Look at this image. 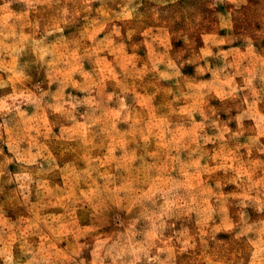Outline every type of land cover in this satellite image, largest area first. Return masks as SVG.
Instances as JSON below:
<instances>
[{"label": "clouds", "instance_id": "1", "mask_svg": "<svg viewBox=\"0 0 264 264\" xmlns=\"http://www.w3.org/2000/svg\"><path fill=\"white\" fill-rule=\"evenodd\" d=\"M13 4L23 10L12 11ZM0 12L6 13L0 17V264H185L197 250L210 256V264H264V175H258L264 162L251 161L253 152L264 154V0H0ZM82 12L87 15L81 17ZM149 13L165 24L190 25L184 38L193 47L198 29L219 28L204 35L197 59L205 63L195 77L184 76V67L193 63L184 52L169 58L170 43L162 60L140 73L142 80L166 63L159 79L174 82L167 89L170 105L184 102L162 120L163 131L173 137L166 142L168 160L163 167L145 163L136 169L117 162L111 171L100 172L89 158L87 168L76 162L61 168L50 144L38 138L75 140V134L64 133L81 127L98 136L95 113L114 98L118 122L128 123L122 115L131 110L126 80L135 76L126 72L123 95L109 94L107 101L91 96V83L79 88L87 98L66 100L73 75L79 71L91 81L92 73L83 70V57L60 52L65 27L81 17L95 29V40L109 25L120 36L126 24L131 39L133 26L145 25ZM116 20L122 25L113 24ZM106 40L113 44L111 36ZM124 47L119 45L121 51ZM70 58L77 69L66 72ZM208 73L212 79L204 81ZM54 83L59 85L55 94L50 91ZM154 100L147 98L150 106ZM221 112L226 120L221 121ZM64 122L73 127L55 137L53 128ZM148 143L145 135L143 145L132 149V160L143 159L136 153H146ZM110 159L116 157L110 153ZM57 172L67 191L60 188ZM229 184L242 190L238 199L224 191ZM53 201L63 211H48ZM221 233L240 249L237 255L217 254L226 243Z\"/></svg>", "mask_w": 264, "mask_h": 264}, {"label": "rangeland", "instance_id": "2", "mask_svg": "<svg viewBox=\"0 0 264 264\" xmlns=\"http://www.w3.org/2000/svg\"><path fill=\"white\" fill-rule=\"evenodd\" d=\"M183 2V0H182ZM99 5H93V8H98ZM23 10V5L13 4L12 11L19 13ZM222 10V9H221ZM6 15L4 12H0V17ZM87 15V13H81V17ZM81 17H77V22L70 26L65 27L64 36L67 40L58 45L60 52L71 54L76 53L77 57H83L80 61L83 64V70L92 73L91 81L86 80L82 72L77 71L73 75V80L69 83V87L65 90V99L75 95L79 99H85L88 97V92L80 91L79 88L88 87L91 83L93 85L91 89V96L97 100L107 101L109 94L115 93L116 96L123 95L122 85L125 81V73L128 71H134L135 76L127 77L126 83L130 87L128 93V103L131 105V110L128 113H122L128 120V123L118 122L117 110L119 109V100L113 99L107 101L106 107L98 108L95 113L97 123L93 125V133H98V136H91L83 127L74 129V133H64L65 136L75 134V140L66 139H52L45 140L44 137H39V142L44 144H50L53 154L60 160V167L63 168L66 164L76 162L78 168L83 169L88 167L89 158L93 161V167H97L100 172L111 171L114 169L117 162L122 164L131 163L133 169L139 168L141 164H155L158 168L163 167L165 161L168 160L166 153V142L172 140L173 137L167 132L163 131L162 120L171 111V108H176L179 112L184 102L179 104H171L172 96L167 94V89L174 82L163 81L159 79V73L166 71V63L161 62L158 65L156 71L149 72L141 80L139 78L140 73L146 68L151 69L153 64L157 60H162L163 53L167 48V44L170 43L172 50L169 52V58L175 59L176 55L180 52H184V59L190 60L193 63L186 65L183 69L184 76L186 78H192L196 76L197 69L204 65L203 60L197 58L203 55L205 48L204 35H212L213 31H219V28H209L207 32L203 29H198L200 33L196 37V46L193 47L187 40L185 35L190 31V25L185 23H176L172 25L171 20L167 24L163 19H156L154 15L148 14V21L145 25H134L135 34L131 39L128 38L127 31L128 26L126 24L122 27L120 36L112 34V25H109L104 31L100 32L95 40L92 38V32L94 28L88 27V21H85ZM33 19L34 14H33ZM91 19V17L89 18ZM11 23V21H10ZM123 22L113 21V24L120 26ZM63 27V25H61ZM151 29V31H149ZM28 31V29H25ZM148 33L145 35L144 33ZM220 35H226V31H220ZM111 36L113 44L109 45L106 37ZM51 42L55 43V38H49ZM104 41L101 45L99 42ZM120 44H124L125 47L121 51ZM97 48L100 50L97 51ZM78 49V50H77ZM216 52L217 49L213 48ZM92 53V55H87ZM233 58L230 57V60ZM219 61H213V65L218 64ZM133 65L135 69L133 70ZM73 69H77V62L75 58H70V63L65 69L66 72H71ZM44 79V77H41ZM204 81H210L212 79L211 73L206 74L203 78ZM47 84V82H46ZM79 86V87H78ZM59 85L57 83L52 84L51 92L55 94ZM45 90H48L47 87ZM185 90H187L185 88ZM11 92V89L8 90ZM148 96H154L155 100L150 106L147 98ZM51 101V97L45 98ZM216 107H219V101L213 100L212 102ZM67 106V105H66ZM153 108L156 110L153 111ZM85 107H81L78 111L83 114ZM34 109H29L32 113ZM51 117L50 110H46ZM236 113L233 112V115ZM179 119V116L175 117ZM200 116H196V120L199 121ZM221 121L226 120L227 116L221 112ZM251 123V122H248ZM81 124L83 119L81 116ZM72 128L73 125L69 122L58 124L53 128L55 137L61 136L62 128ZM235 130L236 125H231ZM43 130V129H42ZM31 135V134H30ZM149 138L148 151L146 153L137 152V155H143V159L136 161L132 160V149L136 144L143 145L144 136ZM177 137L183 135L182 132L176 133ZM90 141V142H89ZM211 150V154L215 157V148L212 145L207 146ZM243 151V150H241ZM127 152V155H126ZM110 153L116 157V160L110 159ZM175 153L173 152L172 155ZM251 161L255 164L257 162H264V154L253 152ZM215 167V159L212 161V165ZM60 177L59 186L67 191L65 187V181L63 175L57 172ZM95 176V173H93ZM218 176H222V173H218ZM232 173L225 178V182L231 180ZM258 175H264V173H258ZM14 187V186H12ZM224 191L230 195L233 200L240 197L242 190L237 188L233 184L224 189ZM14 193L9 192L8 196H12ZM79 195L83 196V192ZM50 212H61L63 209L59 206L58 201H53L51 204ZM25 217L28 216L27 212H22ZM195 230V228H194ZM219 239L226 241L218 250L217 254L223 255L227 252L229 255H237L238 249L236 246H230L227 241L231 240L228 234L221 233ZM210 256L206 255L203 251L197 250L191 256L185 257V264H210Z\"/></svg>", "mask_w": 264, "mask_h": 264}]
</instances>
